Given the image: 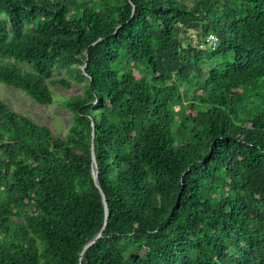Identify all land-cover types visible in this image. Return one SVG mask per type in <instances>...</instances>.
<instances>
[{
    "label": "trees",
    "instance_id": "16d2710c",
    "mask_svg": "<svg viewBox=\"0 0 264 264\" xmlns=\"http://www.w3.org/2000/svg\"><path fill=\"white\" fill-rule=\"evenodd\" d=\"M0 84L79 89L0 101V264H264V0H0Z\"/></svg>",
    "mask_w": 264,
    "mask_h": 264
},
{
    "label": "rangeland",
    "instance_id": "374dc122",
    "mask_svg": "<svg viewBox=\"0 0 264 264\" xmlns=\"http://www.w3.org/2000/svg\"><path fill=\"white\" fill-rule=\"evenodd\" d=\"M78 90L76 86L66 91L56 88L53 92L56 101L51 106H41L21 91L0 84V101L12 111L24 115L36 124L49 127L54 136L64 139L71 121L69 113L62 107V103L67 96L76 94L79 92Z\"/></svg>",
    "mask_w": 264,
    "mask_h": 264
},
{
    "label": "water",
    "instance_id": "95a60500",
    "mask_svg": "<svg viewBox=\"0 0 264 264\" xmlns=\"http://www.w3.org/2000/svg\"><path fill=\"white\" fill-rule=\"evenodd\" d=\"M84 68H85V66H82L81 69L83 70V73L86 75V73L84 71ZM93 137H94V134L92 132V138H91V171H92V179H93L95 187L97 188V190H98V192H99V194L101 196V200H102L105 216H104V224H103V227L101 228V230L90 241H88L84 245V247L82 249V252H81V256H80L81 259L84 256V254L87 252V250L90 247H92L96 243V241L99 240L102 237L104 229H105V227L107 225V222H108V218H109L108 205H107V202H106V198H105L104 193L102 192V189H101V186H100V183H99V180H98V169H97V162H96L95 153H94Z\"/></svg>",
    "mask_w": 264,
    "mask_h": 264
},
{
    "label": "built area",
    "instance_id": "2783aa9c",
    "mask_svg": "<svg viewBox=\"0 0 264 264\" xmlns=\"http://www.w3.org/2000/svg\"><path fill=\"white\" fill-rule=\"evenodd\" d=\"M192 36H191V38L196 40L195 36L194 35H192ZM208 40H209L210 44H213L216 41V38L214 36H209Z\"/></svg>",
    "mask_w": 264,
    "mask_h": 264
}]
</instances>
